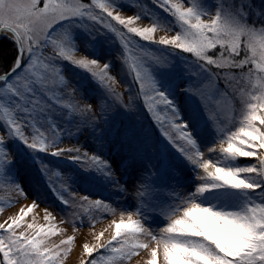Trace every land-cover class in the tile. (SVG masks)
Returning <instances> with one entry per match:
<instances>
[{
    "label": "snow or ice",
    "instance_id": "obj_1",
    "mask_svg": "<svg viewBox=\"0 0 264 264\" xmlns=\"http://www.w3.org/2000/svg\"><path fill=\"white\" fill-rule=\"evenodd\" d=\"M152 2L172 19L162 21L157 17L150 26H133L143 15L122 16L117 0H0V33L10 34L16 51L11 66L0 73V186L10 192H24L9 172L14 159L9 143L12 140H19L31 151L55 157L69 153L67 159L114 178L108 162L95 153L80 147L60 148L61 137L55 134L60 126L54 123L55 114L64 109L70 116L79 112L81 123H90L93 128L108 114L99 105L88 103L81 107L72 103L75 90L68 93L67 101L62 100L54 90L57 83L65 84L54 63L60 59L90 72L110 97L131 109L133 101L124 102L116 91L114 85L119 81L109 75L108 63L101 67L98 60L75 56L73 29H84L90 35L93 31L114 32L124 49V64L139 86L138 95L160 124L167 144L192 167L194 186L181 194L173 190V198L180 203L169 206L164 213L168 223L157 235L145 223L142 208L149 189L147 180L142 181L136 188L139 204L135 213L129 212L125 220L122 212L118 222L112 221L109 240L102 241V231L94 236L95 243H84L80 264H124L141 249L149 250L147 264H158V257L159 264H264V23H249V13L239 0L227 5L217 0L214 14L202 0ZM111 21L145 42L171 46L193 57L199 71L190 73L192 82L183 91L199 102L200 109L203 102L202 112L208 110L205 89L214 81L223 80L227 87L233 81L237 85L241 81L251 83L253 91L242 100L245 110L240 125L234 131L217 130L218 143L206 148L207 154L218 152L219 157L214 160L202 149L203 129L195 114L182 118L175 102L159 86L154 69L168 67L167 56H154L143 49V55L153 63L128 56L133 41ZM158 30L175 34L155 41L153 34ZM49 47L52 54L45 55ZM216 49L218 54H210ZM243 94L241 90L242 97ZM161 112L165 115L161 116ZM210 119L206 118L208 124ZM46 124L54 130L51 137L43 130ZM29 129L31 132L26 134ZM151 147L144 143L137 151L146 152ZM238 160L248 163L241 166ZM48 170L46 165L41 168L44 174ZM59 195L65 206L75 204V198ZM80 199L89 200L87 196ZM89 205L97 210L101 205L104 210L110 208L99 199L89 201ZM36 207L33 201L0 222V264H63L75 237L69 235L59 244H50L48 238L62 235L64 230L55 223L39 224L35 216L32 222H26ZM44 211V220L54 221L48 209ZM100 250L109 254H99Z\"/></svg>",
    "mask_w": 264,
    "mask_h": 264
},
{
    "label": "rangeland",
    "instance_id": "obj_2",
    "mask_svg": "<svg viewBox=\"0 0 264 264\" xmlns=\"http://www.w3.org/2000/svg\"><path fill=\"white\" fill-rule=\"evenodd\" d=\"M86 2L90 3V0ZM117 2L121 4L122 16L127 17L137 13L143 15V18L133 25L136 27L150 26L157 17L162 21L172 19L154 5L152 0H117ZM207 7L211 14H214L217 0H213ZM204 19H209V16H205ZM111 23L133 41L128 53L133 59L139 57L147 63H153L150 57L143 55L141 49L151 52L154 56H167L169 66L155 68L154 75L161 89L175 102L182 118L188 119L195 114L198 126L203 129L201 147L207 154L206 148L212 143L215 147L218 143L220 137L215 134L217 130H228L232 124L233 107L229 96L221 91L217 81H214V86L210 85L205 89L208 110L202 112L203 102L201 110L199 102L183 91L192 82L190 73L194 70L199 71L195 69L193 57L178 52L171 46L145 42L134 34H128L117 22L111 21ZM59 29L58 25L57 30ZM73 34L77 45L76 58L82 56L93 58L100 62L101 67L104 63H108L109 75L119 81L114 85L116 91L121 94L124 102L132 100L133 105L130 110L126 109L122 103L110 97L98 78L93 77L87 70L73 65L71 61L63 59L55 61L65 81V84L57 83L54 89L62 100L67 101L68 93L75 90L72 103L81 107L88 103L93 107L99 105L108 113L93 128L90 123H81L82 117L79 112L74 111L71 116L67 109L62 113L57 112L54 123L60 126L55 130V134L61 137L58 146L80 147L89 153H95L108 162L114 178L106 177L95 170H87L76 161L67 159L69 153H65L63 157H55L47 153L31 151L19 140H12L9 143L14 159L9 172L24 192H10L6 186H0V222L15 215L21 206L36 201L38 207L29 213L25 218L26 222H32L35 216L39 224L47 226L49 223H55L57 227L63 229L62 235L48 238L49 243L53 245L59 244L61 239H66L69 235L75 237L73 244L68 246L71 251L63 257V264H80V260L84 259L82 245L95 243L96 234L104 231L102 241L110 239L112 221L118 222L122 212L125 220L129 212L135 213L139 204L136 188L144 180H147L149 189L144 197L146 203L142 208L146 215L145 223L159 235V229L168 223L164 213L170 210V205L180 203L173 198V190L176 194L191 191L195 178L192 167L167 144L160 124L148 112L143 98L138 95L139 86L133 82L132 74L124 64L126 58L124 49L116 33L102 30L98 33L93 31L90 35L84 29H73ZM174 34V31L158 30L153 34V39L158 41L160 36L170 37ZM2 35L10 37L8 33ZM44 54L51 55V47L45 49ZM160 115L163 116L165 113L161 112ZM209 117L211 119L208 124L206 118ZM43 130L50 137L54 134L50 125L46 124ZM30 132L31 129L26 134ZM144 143L152 147L146 152L137 151ZM207 155L215 160L220 154L217 152ZM237 163L243 166L248 161L238 160ZM43 165L49 169L46 174L41 172ZM148 173L152 175L149 176ZM116 182L119 186L115 185ZM59 193H62L65 199L75 198V204L65 206ZM85 196L89 200L80 199ZM97 199L102 200L103 204L110 205V208L104 210L103 205L99 210L90 207L89 201ZM13 201L18 202L13 203ZM45 209L52 214L54 221L44 220ZM149 258V250L141 249L136 256L125 261L124 264H147ZM159 260L158 257V264Z\"/></svg>",
    "mask_w": 264,
    "mask_h": 264
},
{
    "label": "trees",
    "instance_id": "obj_3",
    "mask_svg": "<svg viewBox=\"0 0 264 264\" xmlns=\"http://www.w3.org/2000/svg\"><path fill=\"white\" fill-rule=\"evenodd\" d=\"M204 5H209L213 2V0H204L202 1ZM223 4H232L234 0H220ZM240 3L245 5V11L249 13L248 22H256L257 24L264 23V0H239ZM0 38V73L6 71L12 64L13 59L15 58L16 51L15 46L8 36H2ZM219 53V49H216L210 54L216 55ZM239 76V73H237ZM254 76L252 79L254 80ZM218 88L223 91L225 94L229 96L232 101L233 107V121L232 124L229 126L228 131H233L239 124L240 120L242 119V114L245 110V104L242 100H246L249 98L248 93L252 92V85L251 83H245L243 81L240 84H236L233 81L231 87H227L223 80L217 81ZM241 90H243V97L241 95ZM104 250H100L101 254Z\"/></svg>",
    "mask_w": 264,
    "mask_h": 264
},
{
    "label": "water",
    "instance_id": "obj_4",
    "mask_svg": "<svg viewBox=\"0 0 264 264\" xmlns=\"http://www.w3.org/2000/svg\"><path fill=\"white\" fill-rule=\"evenodd\" d=\"M0 37H2V34L0 33Z\"/></svg>",
    "mask_w": 264,
    "mask_h": 264
},
{
    "label": "bare ground",
    "instance_id": "obj_5",
    "mask_svg": "<svg viewBox=\"0 0 264 264\" xmlns=\"http://www.w3.org/2000/svg\"><path fill=\"white\" fill-rule=\"evenodd\" d=\"M2 34V33H1ZM3 36V35H2Z\"/></svg>",
    "mask_w": 264,
    "mask_h": 264
}]
</instances>
